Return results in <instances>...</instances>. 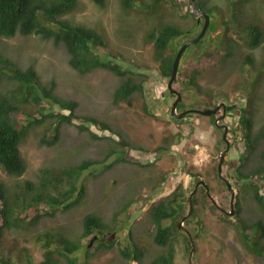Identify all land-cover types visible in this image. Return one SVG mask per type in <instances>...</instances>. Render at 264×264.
<instances>
[{
	"label": "trees",
	"instance_id": "trees-1",
	"mask_svg": "<svg viewBox=\"0 0 264 264\" xmlns=\"http://www.w3.org/2000/svg\"><path fill=\"white\" fill-rule=\"evenodd\" d=\"M93 1L99 6L105 4V0ZM78 2L79 0H0V36L37 35L42 39L51 40L55 45H62L67 53L68 65L77 73L86 74L97 69H105L119 77V82L112 94L114 104L123 100L132 105L134 99L141 98V107L145 109V113L151 114V111H147V102L144 97L145 72L137 73L134 68L124 65V62H129L117 51L109 49L110 51L103 53L99 50L109 46V39L95 25L78 23L74 20L72 12ZM118 2L123 10H130L137 5H142L145 9L146 22L144 21L141 29L143 41L152 44V58L157 63V71L168 79L180 45L171 42V39L183 37L186 40L194 37L196 34H191L192 26L176 20L168 12L169 10L179 11V9H175L176 3L171 0H118ZM179 16L184 17L185 15L180 12ZM193 17L195 23H198L195 16ZM210 25L214 26V21H211ZM214 30L213 36L217 38L220 29L216 27ZM121 31L123 32V30ZM243 31L245 32L243 39L248 49L258 47L264 40V28L257 21L247 23L243 27ZM201 42L204 44L203 39L194 44L197 45ZM218 43L221 46L225 44V50L221 59L215 56L218 62L214 68L218 66L220 60L223 65L225 62L237 58V67L241 69L240 72L236 77L234 74H231L230 77L227 72L224 75L229 76L227 82L234 80L235 83L243 86L248 100L246 106L241 107L233 128L234 136L230 139V145L234 146L238 138L237 135L241 136V132L237 131L241 125L244 148L240 150V155L238 154V165L232 172L227 164V155L223 162V168L226 170L222 171L223 176L231 180L232 186L237 188L234 200L235 213L229 215L216 208L205 187L200 184L192 195L193 207L184 223L194 239L195 251H197V240L206 229V218L213 214L214 218L219 221L233 223L236 234L246 251L253 255L264 256V187L259 181L260 179L264 180V146L262 145L264 144V111L262 112L263 117L255 118L252 110H249L251 107L249 103L253 100L252 94L256 95L253 88H257V85L264 82V46H261V56L255 58L253 53L248 50L234 49L236 42L233 37L223 38ZM202 47L201 51L197 50L196 52L202 54L204 51ZM204 71L205 68L202 65L182 66L179 84H182L183 89L176 86V79L173 86L180 92L195 88L200 94L203 93V96L205 92H209L204 99L200 98L201 101L196 104L205 102L206 99L209 105L215 106L226 97L221 95L222 88L214 90L202 87L198 80ZM55 88L54 79H51L49 83L44 82L32 65L23 67L4 50H0V167L8 175L19 176L26 171V162L21 155L19 145L29 130L35 129L36 125H39V143L41 144H55L59 138L61 123H72L74 118L80 120L75 124L77 127L89 130L95 138L102 135L90 130L89 123L94 124L97 128L107 130L110 134L102 137L111 139L112 142L108 145L102 159L82 158L69 162L68 165L45 166L40 169L36 180H19L10 187L4 181H0V261L2 264H10V262L13 264L15 260H22L24 264H96L88 260L91 255L95 254L94 251L91 252L90 246H87L89 240L86 244L81 243V237L76 238L74 234L70 235L64 229L45 230L37 234V242L34 243L42 253V257L35 261L26 246H20L13 252L4 253L6 244L9 246L12 244L11 237L7 235L8 232L30 230L47 216H54L58 211L64 212L79 203L85 195L84 185L78 183L84 170L87 168L92 171L97 170L98 166L95 165L104 158L107 159L110 154H116L118 160L125 159L123 145L119 143V138L113 137L115 133L119 137L121 134L105 120L94 115H78L75 112L78 101L59 94ZM213 93L218 95L212 97ZM137 95L138 97H136ZM225 104L228 112L234 108V105L227 103V99ZM220 111L222 110L220 109ZM20 112L24 113V118L21 120L15 116ZM218 112L209 116V118L212 117V123H214ZM171 117L173 116L171 115ZM214 128L220 132V138L214 146L220 152L226 144L221 135L223 129L218 126ZM45 129L49 130L48 134ZM180 138L179 131L168 132L161 139L162 143L154 147V150H168ZM119 146L121 148H118ZM258 150L260 155L257 157ZM185 163V171L191 179L200 175L208 183L211 192L214 189L212 183L215 182L217 186L224 188H219L218 192L230 200V192L223 179L218 175L217 163L201 167H197L193 163ZM168 172L163 170L159 177L157 173L154 176H149V180L158 177V185L145 183V188L147 186H149L148 189L160 187L167 178ZM192 184L191 180V186L188 188L178 182L172 190L151 202L147 211L151 228L146 230L151 238L146 241L147 243H144L143 234L142 237H131L129 243L118 247L117 253L122 259L128 262L134 260L138 264H174L178 246L183 248L186 256L188 255L191 248L190 238L184 229L178 228L177 223L188 213V196L194 187ZM141 197L142 195H137L126 199L124 203H119L118 208L113 212V220L116 221L119 213L125 211L130 204ZM241 199L255 202L258 218H248L242 215ZM218 204L221 205V203ZM165 220H170V222L164 223ZM119 229L120 227L117 226L111 227L109 222H106L96 212L89 211L82 216V238L94 234L100 236L106 230L115 232ZM96 240L97 244L94 247L96 251L111 247L113 243L111 240ZM82 250L85 258L80 260L77 253Z\"/></svg>",
	"mask_w": 264,
	"mask_h": 264
},
{
	"label": "rangeland",
	"instance_id": "rangeland-1",
	"mask_svg": "<svg viewBox=\"0 0 264 264\" xmlns=\"http://www.w3.org/2000/svg\"><path fill=\"white\" fill-rule=\"evenodd\" d=\"M171 1L176 3L175 9L179 11L169 10L168 12L176 20L191 25L193 35H198L203 25L195 23L193 16L197 17V11L203 10L209 15L210 22L214 21V26L208 25L201 38L204 44L203 42L197 45L193 43L184 50L179 60L176 86L183 89L182 84H179L182 66L202 65L205 71L198 82L203 88L208 87L214 90L222 88L221 95L226 98L221 101L226 102L227 99V103L234 105V108L229 110L230 116L221 121L234 128L241 107L246 106L248 100L243 86L238 85L234 80L227 82L231 74L236 77L241 70L237 67V58L223 65L220 60L218 66L214 68L218 62L215 56L221 59L225 50V44L221 46L218 42L223 38L233 37L236 42L234 49L248 50L255 58H259L264 40L258 47L248 49L243 39L245 35L243 27L249 22L257 21L264 28V0H194L197 5L196 10L192 8L190 0ZM180 12L185 16L180 17ZM72 15L76 22L95 25L107 35L109 46L99 49L100 51L103 53L110 50L117 51L129 62H124V65L134 68L137 73L145 72L144 97L147 102V111H151V114L145 113V109L141 107V98L134 99L132 105L123 100L114 104L112 94L119 82V77L105 69H97L86 74L77 73L68 65L67 53L62 45H55L51 40L42 39L37 35L0 36V50H4L23 67L32 65L44 82L49 83L51 79H54L56 92L78 101L75 111L78 115H94L105 120L121 134L119 137L115 133L113 137L119 138V143L125 149L124 160H118L116 154H110L107 159L104 158L95 165L98 166L97 170L92 171L88 168L84 170L78 183L84 185L85 195L79 203L64 212L58 211L54 216H47L30 230L8 232L7 235L11 237L12 244L10 246L6 244L4 253L26 246L34 261L41 258L42 253L34 242H37V234L45 230L64 229L70 235L74 234L76 238L81 237V243L86 244L91 236L87 238L81 236L82 216L86 212L93 211L100 214L111 227L117 226L120 229L115 231L110 239L113 242L111 247L96 251L94 247L97 240L95 239L89 247L95 254L88 260L96 264H138L134 260L128 262L122 259L117 253L118 247L129 243L131 237H142L143 234L144 243L151 238L146 232L151 228L147 216L151 202L172 190L178 182L189 188L192 180V185H195L193 177L191 179L185 171V162L193 163L197 167L214 165L218 162L220 152L214 146L220 138V132L215 130L214 127L217 124L215 120L212 123V117L196 112H189L182 118L171 117L169 112L175 97L167 88V78L157 71V63L152 58V44L143 41L141 29L146 15L142 5L123 10L118 0H105L103 6H99L93 0H79ZM216 27L220 31L217 33L218 37L214 38L213 32ZM185 41L187 39L184 40L183 37L171 39V42L180 44L179 47ZM201 47L204 51L202 54L197 53L196 51ZM225 72L230 75L225 76ZM253 89L256 95L252 94L253 100L249 103L251 105L249 110H252L255 118L263 117L264 82ZM181 93V100L178 103L179 111L188 108L213 107L206 99L205 102L196 104L209 92H205L203 96V93L200 94L195 88H190L188 91L181 90ZM217 95L213 93L212 97ZM15 116L21 120L24 118V113L20 112ZM79 122V119L74 118L72 123H61L59 138L53 145L39 143V125H36L35 129H30L19 145L21 155L26 162V171L19 176H10L0 167V181H4L10 187L19 180H36L40 169L45 166L68 165L69 162L82 158L102 159L108 145L112 142L111 139L102 136L110 133L89 123L90 130L102 135L95 138L89 130H82L75 125ZM171 131L181 133L179 141L173 143L168 150L155 151L154 147L161 144L163 136ZM237 131L241 132V136L237 135L236 143L227 153V164L232 172L238 164V154L240 155V150L244 148L241 125ZM45 132L48 134L49 130L45 129ZM191 149L193 151H190ZM256 153L258 157L259 150ZM163 170L169 172L165 181L161 180V186L155 189H148L149 186L145 188V183L158 185L157 178ZM223 170L226 171L225 168ZM156 173L158 177L149 180V176H154ZM259 181L264 187V180ZM212 184L214 189L211 194L217 199V204L221 203L218 206L229 211V200L218 192L219 188H224L217 186L215 182ZM137 195L142 197L119 213L114 221L113 212L118 208L119 203H124L126 199ZM241 203L243 216L258 218L255 202L241 199ZM169 222L170 220L164 221V223ZM205 223L206 229L196 243L197 251L194 250L191 255V264H264V256L253 255L246 251L232 222L219 221L212 214L206 218ZM184 226L186 227L185 223ZM106 232L111 230L104 231L102 236ZM77 254L80 260L85 258L83 250ZM0 264H2L1 261ZM13 264H24V262L15 260ZM174 264H189L188 255L186 256L181 246L177 248Z\"/></svg>",
	"mask_w": 264,
	"mask_h": 264
},
{
	"label": "water",
	"instance_id": "water-1",
	"mask_svg": "<svg viewBox=\"0 0 264 264\" xmlns=\"http://www.w3.org/2000/svg\"><path fill=\"white\" fill-rule=\"evenodd\" d=\"M192 2V7H194V0H190ZM195 8V7H194ZM204 18V22H203V25H202V28H201V31L199 32L198 35L188 39L187 41H185L183 44H181V46L179 47L178 51L176 52V55L174 57V60H173V64H172V69H171V74L168 78V81H167V87L168 89L170 90V92L172 93H175L176 94V98L174 99L172 105H171V109H170V113L173 117L175 118H182L184 117L187 113L189 112H196V113H199V114H202V115H210L212 113H215L220 107H222L223 109V112H222V115L220 117L217 118V120L219 118H222L224 115H225V103H220L218 105H216L215 107H210V108H188V109H184L180 112H176V106L178 104V102L181 100V94L180 92L175 89L173 87V82L174 80L176 79V75H177V70H178V65H179V60L182 56V53L184 52V50L186 49L187 46H189L190 44H193V43H196L200 40V38L203 36V34L205 33L207 27H208V24H209V15L207 13H202L201 14ZM215 120V122L217 121ZM218 125V124H217ZM220 127H223V139L225 140L226 142V145H225V148L220 152V156H219V161H218V164H217V171H218V175L220 177H222V179L224 180V182L226 183L227 185V188L229 189L230 193H231V196H230V210L227 211V213L229 215H232L235 213V209H234V199H235V192H234V189L231 185V182L224 176H222V163H223V160H224V157H225V154L226 152L228 151L229 147H230V142H229V139L227 138L226 134H227V126L226 125H218ZM194 181H195V185H194V188L193 190L191 191L190 195H189V210H188V213L186 215H184L180 221H178V228H182L184 229L189 238H190V242H191V248L189 250V254H188V258H189V264H191V255L194 251V248H195V242H194V239L189 231L188 228L184 227L183 226V222L185 220V218L187 217V215L190 213V211L192 210V195L195 193L198 185H203L206 189V192L207 194L209 195V197L212 199V201L214 202L215 205H217L215 199L211 196L210 192H209V185L207 182H205L202 178H200L199 175L195 176L194 177ZM218 208L224 210V208L220 207V206H217ZM114 232H106V239L107 240H110L112 239V237L114 236ZM97 234H94L90 239H89V242L87 244V246H90L92 244V242L97 238Z\"/></svg>",
	"mask_w": 264,
	"mask_h": 264
},
{
	"label": "clouds",
	"instance_id": "clouds-1",
	"mask_svg": "<svg viewBox=\"0 0 264 264\" xmlns=\"http://www.w3.org/2000/svg\"><path fill=\"white\" fill-rule=\"evenodd\" d=\"M191 5H192V2H191ZM196 3H195V1H194V7H192L193 9H195L196 10ZM202 13H206V12H204L203 10H200V12H198L197 11V17H201L202 15ZM203 17V16H202ZM203 20H204V18H203ZM204 22V21H203ZM209 23H210V18H209ZM203 24V23H202ZM209 25V24H208ZM203 37V36H202ZM201 37V38H202ZM192 38V37H191ZM200 38V39H201ZM190 39V38H189ZM188 40V39H187ZM191 45V44H190ZM183 54V53H182ZM178 71V70H177ZM176 77H177V75H176ZM167 81H168V79H167ZM175 81V80H174ZM174 87V86H173ZM168 88V87H167ZM175 89H177L176 87H175ZM178 90V89H177ZM170 91V90H169ZM179 91V90H178ZM180 92V91H179ZM172 93V92H171ZM172 94H174L175 96H173V97H175L176 98V94L175 93H172ZM180 94H181V92H180ZM223 101H221V102H219V103H217V104H220V103H222ZM179 103V102H178ZM223 103H225V102H223ZM226 105V104H225ZM214 107V106H213ZM220 108H222V107H220ZM176 110H178V108H177V106H176ZM218 111V110H217ZM217 111L215 112V113H217ZM226 111H227V115H229V112H228V109L226 108V106H225V115H226ZM176 112H180V111H176ZM222 112H223V109H222ZM215 113H212V114H215ZM202 115V114H201ZM211 115V114H210ZM210 115H205V116H210ZM224 115V116H225ZM204 116V115H203ZM219 116H216V118H215V120H217V118H218ZM228 117V116H227ZM226 116L224 117V118H227ZM223 118H219L217 121H216V124H218V125H220V123H223L222 125H226L227 126V128H229V126L226 124V123H224V122H222V121H220V120H222ZM217 125V126H218ZM219 128H223V127H220V126H218ZM233 128V127H232ZM224 130V129H223ZM228 131V130H227ZM222 151V150H221ZM220 151V152H221ZM227 153V152H226ZM219 156H220V153H219ZM225 156H226V154H225ZM224 159H225V157H224ZM218 161H219V159H218ZM223 162H224V160H223ZM217 164H218V162H217ZM238 165V164H237ZM237 167V166H236ZM222 171H223V163H222ZM222 176H223V174H222ZM225 177V176H224ZM222 178V177H221ZM227 178V177H226ZM193 179H194V177H193ZM203 179V178H202ZM228 179V178H227ZM204 180V179H203ZM229 180V179H228ZM205 181V180H204ZM224 181V180H223ZM230 182H231V180H229ZM195 182V181H194ZM206 182V181H205ZM226 184V183H225ZM232 185V184H231ZM199 186V185H198ZM227 186V185H226ZM233 187V186H232ZM194 188V187H193ZM228 189V188H227ZM233 189H234V192H235V194H236V191H235V187H233ZM193 190V189H192ZM191 190V191H192ZM206 190V189H205ZM229 190V189H228ZM190 191V192H191ZM209 192H210V194H211V190H210V187H209ZM230 192V191H229ZM190 195V194H189ZM211 196H212V194H211ZM230 196H231V193H230ZM213 197V196H212ZM188 198H189V196H188ZM214 198V197H213ZM211 199V198H210ZM212 200V199H211ZM235 200V199H234ZM216 201V200H215ZM229 202H230V200H229ZM214 203V202H213ZM217 203V202H216ZM215 205V204H214ZM218 206V204L217 205H215V207L216 208H218L217 207ZM235 208V207H234ZM218 209H220V208H218ZM220 210H222V209H220ZM225 210V209H224ZM227 213V212H226ZM233 215V214H232ZM112 232V231H111ZM106 234V233H105ZM104 234V236H102L103 235V232L100 234V236H98V234H97V238L96 239H99V240H106V241H109V240H107L106 239V235ZM92 237V236H91ZM90 237V238H91ZM89 238V239H90ZM91 246V245H90ZM189 254V253H188Z\"/></svg>",
	"mask_w": 264,
	"mask_h": 264
},
{
	"label": "flooded vegetation",
	"instance_id": "flooded-vegetation-1",
	"mask_svg": "<svg viewBox=\"0 0 264 264\" xmlns=\"http://www.w3.org/2000/svg\"><path fill=\"white\" fill-rule=\"evenodd\" d=\"M196 19H197V22L198 23H201V21L203 20V17L201 16V17H196ZM203 22V21H202ZM178 105V104H177ZM216 105H218V104H216ZM215 105V106H216ZM214 106V107H215ZM220 109L222 110V108H219L218 109V111H220ZM179 111V110H178ZM217 111V112H218ZM222 115V111H220V112H218V114H217V116H221ZM225 116H227V111H226V115ZM225 116H223L222 118L223 119H225L224 117ZM221 121V120H220ZM221 124H223V123H220V125ZM220 129H223V128H220ZM222 133H221V135H222V137H223V130L221 131ZM234 130H233V128L230 126L229 128H228V131H227V134H226V136H227V138L229 139V142H230V139H231V137H233L234 136ZM224 140V139H223ZM225 141V140H224ZM226 143V142H225ZM226 145V144H225ZM230 147H232L231 145H230ZM230 147H229V149H230ZM225 147H223L221 150H223ZM228 149V150H229ZM227 153H228V151H227ZM227 153H226V155H227ZM228 158V157H227ZM197 176V175H196ZM200 176V175H199ZM195 177V176H194ZM200 178H202L201 176H200ZM235 191H237V188L235 187ZM214 199L217 201V199L214 197ZM223 211H225V212H227V210H223ZM183 226H184V222H183ZM185 227V226H184Z\"/></svg>",
	"mask_w": 264,
	"mask_h": 264
}]
</instances>
